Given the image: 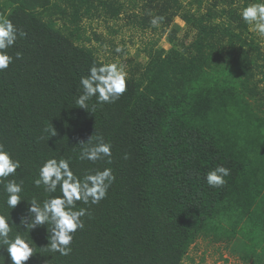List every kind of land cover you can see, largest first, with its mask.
<instances>
[{
    "label": "trees",
    "instance_id": "16d2710c",
    "mask_svg": "<svg viewBox=\"0 0 264 264\" xmlns=\"http://www.w3.org/2000/svg\"><path fill=\"white\" fill-rule=\"evenodd\" d=\"M151 2L142 4V29H155L153 12L165 18L160 27L177 15L194 38L180 50H150L120 99L87 111L75 104L79 81L102 61L78 41L79 23L91 7L118 16L121 4L0 1V17L27 33L8 50L23 59L0 72V143L21 162L19 175L8 179H23L26 200L7 209L0 185V213L10 211L11 235L15 226L25 230L27 202L47 198L33 184L44 160L71 157L78 176L104 167L116 176L98 205L77 202L89 215L69 256L45 250L40 226L29 230L35 253L25 264H182L199 238L222 243L244 264H264V39L240 19L249 0ZM49 125L56 135L42 139ZM96 134L111 142V164L78 159L79 144ZM218 165L231 174L212 188L204 176Z\"/></svg>",
    "mask_w": 264,
    "mask_h": 264
},
{
    "label": "clouds",
    "instance_id": "9594fccd",
    "mask_svg": "<svg viewBox=\"0 0 264 264\" xmlns=\"http://www.w3.org/2000/svg\"><path fill=\"white\" fill-rule=\"evenodd\" d=\"M240 19L249 30L256 33L259 38H264V0L254 2L249 0L246 6L239 11ZM164 17L153 15L150 25L159 28ZM178 19V18H177ZM183 23V22H181ZM27 35L25 31L18 28L11 19L0 17V72L8 69L14 61L23 59L20 51L9 54L13 49L18 37ZM114 52L122 54L124 48L121 45L115 47ZM128 73L122 60L113 62L93 63L88 73L80 78V94L75 98V104L79 108L95 111L98 105L115 103L127 91ZM95 98V103H91ZM47 136L42 139L48 140L55 136L56 132L51 125L44 129ZM78 159L89 161L93 164L104 161L112 163V144L100 134L92 135L87 142H82ZM128 155H124L127 159ZM21 168L19 159L13 158L6 150L5 145L0 143V185L6 198L3 200L7 209H14L21 201L24 192V181L20 179H8L19 175L17 169ZM231 170L223 165H218L208 171L204 179L209 187L218 188L224 186L227 181L225 177L230 176ZM111 167L97 168L86 171L81 177L72 168V158H49L44 160L38 168V176L33 181L36 188H43L46 199L38 200L33 196L27 202V215L21 216L20 225L24 226L28 236L24 232L17 231L11 235L13 225L9 212L0 213V264H25L35 253L33 241L29 237V230L44 226L47 232V245L45 248L49 253L58 254L61 257L72 253L74 234L85 227L82 217L89 215L88 209L78 207L80 202L84 205H98L108 195V190L115 182ZM59 190V195L54 193ZM6 253V256L3 254Z\"/></svg>",
    "mask_w": 264,
    "mask_h": 264
},
{
    "label": "rangeland",
    "instance_id": "374dc122",
    "mask_svg": "<svg viewBox=\"0 0 264 264\" xmlns=\"http://www.w3.org/2000/svg\"><path fill=\"white\" fill-rule=\"evenodd\" d=\"M111 1L116 5L121 4L119 15L111 18L100 10H92L91 7V14H85L86 16L79 23L81 31L78 41H82L81 43L90 47L102 62L122 60L128 75L132 72L141 73L142 67L148 60L150 50L159 48L167 50L172 46L180 50L184 45L189 44L195 36V30L188 28L177 15L171 16L169 20L166 19L165 21L169 22L163 27L142 29L138 23L144 14L142 4L146 0ZM151 4L155 5V0H152ZM204 10L205 8L201 5L200 11ZM149 13L151 14L152 11ZM153 15H156L155 12ZM52 18L55 21L59 19L55 14ZM61 25L62 20H58L56 26L60 28ZM118 45L124 48L122 54L114 52ZM262 83L264 84V80ZM182 264L244 263L229 252L222 243H213L199 238L190 246Z\"/></svg>",
    "mask_w": 264,
    "mask_h": 264
}]
</instances>
